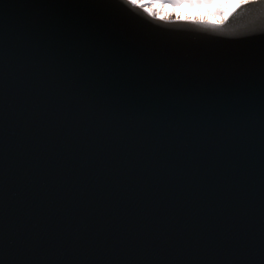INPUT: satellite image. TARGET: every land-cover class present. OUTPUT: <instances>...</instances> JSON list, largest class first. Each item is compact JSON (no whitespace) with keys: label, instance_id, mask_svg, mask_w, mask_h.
<instances>
[{"label":"water","instance_id":"obj_1","mask_svg":"<svg viewBox=\"0 0 264 264\" xmlns=\"http://www.w3.org/2000/svg\"><path fill=\"white\" fill-rule=\"evenodd\" d=\"M143 4L0 0V264H264L261 10Z\"/></svg>","mask_w":264,"mask_h":264},{"label":"rangeland","instance_id":"obj_2","mask_svg":"<svg viewBox=\"0 0 264 264\" xmlns=\"http://www.w3.org/2000/svg\"><path fill=\"white\" fill-rule=\"evenodd\" d=\"M243 0H141L150 4L160 16L176 15L181 18L203 19L220 23Z\"/></svg>","mask_w":264,"mask_h":264},{"label":"snow or ice","instance_id":"obj_3","mask_svg":"<svg viewBox=\"0 0 264 264\" xmlns=\"http://www.w3.org/2000/svg\"><path fill=\"white\" fill-rule=\"evenodd\" d=\"M97 3H107L112 6L119 8L125 14L131 15L137 20H140L145 23L151 24L152 21L147 20L146 17L142 16L136 9L143 8L144 12L147 13L148 16H153L152 12L148 11V8L141 2V0H94ZM175 2H179V0H175ZM207 2V0H206ZM243 2H249V0H243ZM253 4L254 8L260 9V13H254L257 16L256 21L250 26V28L244 32L240 33L239 35L245 36H259L260 38L264 39V0H250ZM158 19H164L163 16L158 17ZM209 27H219V25H208ZM163 27V26H159Z\"/></svg>","mask_w":264,"mask_h":264}]
</instances>
